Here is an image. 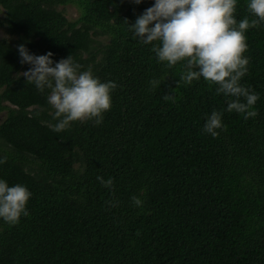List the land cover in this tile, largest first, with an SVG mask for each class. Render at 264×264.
Segmentation results:
<instances>
[{
  "label": "trees",
  "instance_id": "trees-1",
  "mask_svg": "<svg viewBox=\"0 0 264 264\" xmlns=\"http://www.w3.org/2000/svg\"><path fill=\"white\" fill-rule=\"evenodd\" d=\"M68 2L78 19L57 8ZM248 2L237 0V24L254 18ZM154 3L0 0V25L14 37L0 39V140L9 146L0 179L31 192L28 216L0 218V264H264V22L245 32L240 83L259 96L258 115L245 120L203 77L178 86L183 65L168 68L157 42L134 36L129 25ZM21 44L54 62L71 55L115 82L103 122L53 131L48 90L18 76L31 67L20 63ZM213 110L222 113L217 137L203 132Z\"/></svg>",
  "mask_w": 264,
  "mask_h": 264
},
{
  "label": "clouds",
  "instance_id": "clouds-1",
  "mask_svg": "<svg viewBox=\"0 0 264 264\" xmlns=\"http://www.w3.org/2000/svg\"><path fill=\"white\" fill-rule=\"evenodd\" d=\"M132 2L140 4L142 0ZM236 4L237 0H155L134 24L128 25L142 43L157 42L152 51L158 62L166 63L168 68L178 63L183 65L178 86L190 85L203 77L210 84L218 85L217 95L229 97L227 111L243 114L247 120L258 115L253 106L259 96L240 83L249 64L243 55L248 48L245 32L264 22V0H249L247 8L254 18L245 17L238 24L234 18ZM18 52L20 63L31 65L18 76H23L27 84H33L41 93L48 90L47 102L56 120L51 125L53 131H65L76 121L94 119L96 125L103 122V113L111 108L115 82H101L90 67L82 71V65L71 55L54 62L52 52L37 56L23 44L18 46ZM161 82L154 79L150 83L158 88ZM163 99L175 101L168 95ZM221 128L222 113L213 110L203 132L217 137L216 130ZM3 163L6 157L0 159V164ZM97 180L105 188H112V178L105 180L97 176ZM30 197L31 192L25 186H9L0 179V218L10 225L19 223L22 215H29L26 205ZM131 201L142 208L143 201L138 196L133 195Z\"/></svg>",
  "mask_w": 264,
  "mask_h": 264
},
{
  "label": "rangeland",
  "instance_id": "rangeland-1",
  "mask_svg": "<svg viewBox=\"0 0 264 264\" xmlns=\"http://www.w3.org/2000/svg\"><path fill=\"white\" fill-rule=\"evenodd\" d=\"M57 8L59 10H62L69 20H76L81 15V9L75 3L68 2V3H65V4H58ZM4 16H5V10H4L3 7H0V20L3 19ZM2 38L11 39V38H14V37L11 36L7 32L5 26H1L0 25V39H2ZM105 39L106 38L104 36H101L99 38L100 42L96 43L97 49L102 48L103 44L106 42ZM2 119H3V114H0V122L2 121ZM0 147L2 149H9V146L5 145L1 140H0Z\"/></svg>",
  "mask_w": 264,
  "mask_h": 264
}]
</instances>
